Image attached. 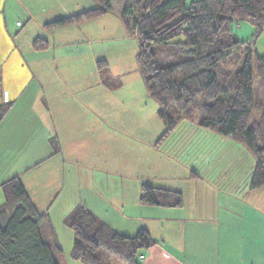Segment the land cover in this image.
<instances>
[{"label":"crops","instance_id":"1","mask_svg":"<svg viewBox=\"0 0 264 264\" xmlns=\"http://www.w3.org/2000/svg\"><path fill=\"white\" fill-rule=\"evenodd\" d=\"M61 2L73 5L72 14L97 6L95 0ZM61 2L0 0V104L10 105L0 120V184L18 177L43 215L40 234L58 264H82L68 258L72 233L66 217L77 205L122 236L145 229L153 243L138 250L137 264H264V185L247 187L254 159L242 144L221 138L218 148L214 140H199L194 149L195 140L187 137L185 150L193 148L198 159L185 150L172 158L165 150L172 145L175 125L155 148L156 139L150 142L153 150L145 145L144 155L117 153L110 165L100 151L92 154V138L104 148L116 135L110 131H120L117 118L123 109L112 107L109 92L122 82L109 69L95 67L93 43L98 47L112 30L128 34L119 17L123 0H114L111 10L98 17L43 35L40 26L47 16L54 18ZM17 15L40 29L24 42L16 40L18 21L10 26ZM36 38L46 42L44 49L33 48ZM197 125L180 127L196 132ZM234 170L237 177L231 182ZM142 184L179 192L181 206L141 205ZM54 222L68 227L64 234ZM111 257L113 264H125L106 256Z\"/></svg>","mask_w":264,"mask_h":264},{"label":"trees","instance_id":"2","mask_svg":"<svg viewBox=\"0 0 264 264\" xmlns=\"http://www.w3.org/2000/svg\"><path fill=\"white\" fill-rule=\"evenodd\" d=\"M95 1V8L55 19L47 26L98 17L111 10L114 0ZM119 17L126 32L137 37L140 75L164 125L160 139L195 108L198 125L246 147L254 159L247 187L263 186L264 56L252 52L250 45L264 27V0H123ZM242 21L254 28L252 38L244 41L232 31L233 23ZM32 46L42 50L46 42L36 38ZM242 48V64L231 69L229 56ZM102 63L96 62L98 68ZM255 79L260 100L253 96ZM9 107L0 104V120ZM0 189L4 198L0 205V264H58L40 234L43 215L18 177L2 182ZM138 202L180 207L182 199L177 191L142 184ZM66 224L72 233L68 258L82 264H102L100 250L125 264H137L138 250L153 243L145 229L132 237L116 233L83 205L74 207ZM55 249L61 251L58 245Z\"/></svg>","mask_w":264,"mask_h":264},{"label":"rangeland","instance_id":"3","mask_svg":"<svg viewBox=\"0 0 264 264\" xmlns=\"http://www.w3.org/2000/svg\"><path fill=\"white\" fill-rule=\"evenodd\" d=\"M189 1V0H188ZM61 2V0H60ZM47 5L49 6L51 2H47ZM78 5H81L80 2H78ZM62 7L58 8V12H56L54 15V18L49 20L47 16V21L44 20L42 25L40 26L44 29L42 30L43 35L49 34L48 31H53L54 28H61L62 26L67 25H61V26H47V23L58 19L62 17H66L77 14V13H68L69 11H72L73 8H71L73 5L69 4H63V2L60 3ZM83 7H88V3L82 2ZM67 9V12L66 10ZM57 15V16H56ZM18 21L19 25L17 26L14 31L16 32V40L18 42H24L28 40L32 34L37 32L39 29V26L34 23L35 21H31L29 23H26L25 19L21 15H17L14 20L12 19V23L10 26H15V21ZM84 22V21H83ZM121 22V21H120ZM122 24V22H121ZM109 25L112 26V22L109 23ZM95 26V25H93ZM123 27V24H122ZM22 29H24L22 31ZM125 30V29H124ZM232 31L234 35L238 38V40L244 41L252 38V34L254 31L253 26L247 22L242 21L238 24L233 23L232 25ZM108 39L101 42L99 46L97 47L95 43H93V47L96 49L95 51L96 56L98 57V60H103V63L101 65L100 70H110L111 74L113 76H117L122 84L120 87H118L115 90H112L109 92L110 95V103H112V107H117L123 109L121 111V114L119 118H117L118 125L120 126L119 130L110 131V133L116 134L113 136V139H111L109 146H104V148H101L100 143H98L95 138H92V154L97 155L100 151V154L104 155L105 157H108L109 164H113V160L115 159V154L119 153L118 156L128 158L130 156L134 155H144V146L147 145V150H153L149 148V145L151 141L155 140L151 148H155L156 144H159V138L160 134L163 131L164 125L163 122L160 120V118L157 115V108L158 105L156 101H154L149 94L147 93L145 86L143 84L140 71H139V65L137 61V52H138V43H137V37H135L132 34H125L124 31H115L112 30L107 36ZM251 50L252 52H256L259 55L264 56V27L261 31V33L252 39ZM244 49L235 50L234 53H232L229 56V61L232 65L231 69H235L236 67H239V65L242 64L241 57L244 55ZM96 57V59H97ZM103 58V59H100ZM96 67V62H95ZM107 73V72H106ZM253 96L255 99L260 100L261 99V91L258 86V81L255 79L253 84ZM197 116L198 111L194 108V110L191 112L190 117H184L181 118L176 125H179L177 128H174V134L171 137L172 140V147L166 146L165 151L167 152L166 156H170L172 158L179 159V155L183 150H185L187 137L188 139H194L193 142V148L196 149L198 146L199 140H204L207 143L210 140H214V143L219 148V141L222 138L223 140L227 137L220 135L212 130H208L203 128L200 125H197L198 130L187 132L184 128L182 129L180 127L181 123H192V124H198L197 123ZM253 118L255 115L252 116ZM179 123V124H178ZM201 127V128H200ZM177 140H175V138ZM132 137V138H130ZM229 138H227L228 140ZM232 140V139H230ZM177 141V142H176ZM233 142H236L232 140ZM158 142V143H157ZM238 143V142H236ZM205 145V144H204ZM211 147V146H210ZM203 148L204 150L209 149ZM158 150L162 151L159 147H156ZM193 148L188 147L187 150H185V155L190 156L193 155V158H196V156L191 152ZM211 151V149H210ZM189 152V153H188ZM162 154V153H161ZM230 154V153H227ZM234 154V153H233ZM204 155H209V153H204ZM219 156V154H218ZM178 157V158H177ZM208 157V156H205ZM244 159H241V168H244ZM247 162V160H246ZM203 163L202 159H199V166L201 167ZM228 164V166H230ZM196 166L195 164L193 165ZM206 166V164H205ZM227 166V167H228ZM232 167V166H230ZM238 168V167H236ZM229 169V168H228ZM233 169V168H232ZM232 171V170H231ZM228 172V171H227ZM230 178H228L231 182L236 179L237 174L234 170V174L230 173ZM56 230L60 233L62 232L64 234V228L66 227L62 222H54ZM108 254H106L103 251L98 252V256L100 260L104 264H113V262H116V258L111 257V259L106 258ZM110 256V255H109Z\"/></svg>","mask_w":264,"mask_h":264}]
</instances>
